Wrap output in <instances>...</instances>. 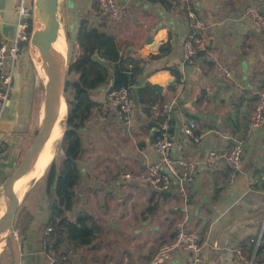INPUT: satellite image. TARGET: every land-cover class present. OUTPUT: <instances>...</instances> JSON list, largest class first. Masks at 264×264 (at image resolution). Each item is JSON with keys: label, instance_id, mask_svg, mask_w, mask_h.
<instances>
[{"label": "crops", "instance_id": "0c3cea01", "mask_svg": "<svg viewBox=\"0 0 264 264\" xmlns=\"http://www.w3.org/2000/svg\"><path fill=\"white\" fill-rule=\"evenodd\" d=\"M73 1L75 15L70 27L78 26L85 15L91 25L113 36L121 66L134 78V108L126 121L106 103L111 80L90 94L96 106L79 130L80 177L67 218L73 222L90 217L94 238L89 246L78 247L61 237L52 251L64 254L65 264H191L189 252L159 254L160 246L174 237L177 223L186 216L201 235L199 264H243L238 249L244 256L255 257L257 264H264V125L253 129L248 122L250 105L264 90V28L243 17L250 6L264 13V1L190 0L191 9L206 25L199 33L201 49L189 61L183 58L186 15L178 9L177 0H119L126 11L119 22L100 15L94 0L89 10L86 0ZM0 4V11L10 14L6 11L11 10L10 2L0 0ZM80 7L83 12L78 11ZM149 36L161 42L159 51L150 50ZM3 41L8 40L0 33ZM75 48L77 57L72 61L80 55L77 45ZM28 51V45L24 46L17 59L6 58L4 65L11 84L9 99L2 109L0 106L2 163L9 158L19 160L42 122L45 100L36 111ZM223 67L230 68L229 78ZM77 77L78 73L72 74ZM155 85L161 87L160 94ZM149 86L158 97L155 104L167 98L175 101L171 123L174 155L196 163L186 200L174 192L157 194L148 185L122 178L126 171L141 169L144 155L151 160L156 157L155 104L148 102L153 98ZM188 122H194L198 142L184 134ZM236 143L242 147L237 169L223 162L212 170L205 168L209 150ZM52 202L53 193L41 210L32 211L23 240L16 233L17 255L8 243L0 253V264H47L43 239L50 227ZM242 217L247 220L219 239L232 220ZM54 238L52 232L51 241Z\"/></svg>", "mask_w": 264, "mask_h": 264}, {"label": "built area", "instance_id": "2783aa9c", "mask_svg": "<svg viewBox=\"0 0 264 264\" xmlns=\"http://www.w3.org/2000/svg\"><path fill=\"white\" fill-rule=\"evenodd\" d=\"M10 2L6 10L11 15V20L16 24L15 39L12 41L0 42V106L1 109L9 99V87L11 74L5 70L4 65L7 58L17 59L24 46L29 45L30 33H28L29 20L33 18L35 0H3ZM30 5L26 6L25 2ZM177 7L184 12L187 21V35L183 44V58L191 60L200 51L199 33L205 28V21L201 19L190 7V0H177ZM264 1V0H260ZM118 0H94L97 4L99 14L115 21H122L126 11L117 5ZM243 17L252 24L264 28V13L260 14L255 7H247ZM225 75L231 76L230 68L223 67ZM106 103L117 109L126 121H129L134 108L133 93L131 86L119 89H110L105 97ZM174 99H161L152 107V114L156 119L154 152L155 160L147 155L143 156V163L140 170L126 171L122 178L132 184H145L157 194L174 192L186 200L187 188L194 180L196 163L186 160L183 157L174 155V139L172 136V112L174 110ZM248 122L251 128L257 129L264 125V90L257 93L250 105ZM194 122H188L183 127L184 134L193 141L198 142L199 138L194 134ZM241 143H236L229 148L220 150H209L204 161L207 170H212L219 162L225 163L231 169H237L241 162ZM52 228L48 227L44 235V247L47 253V264H65L66 256L57 254L51 248ZM202 239L198 229L187 221L184 216L178 223L174 237L164 242L159 248V254L172 251L189 252L195 264L202 261ZM238 257L243 264H257L252 256H244L241 250H236Z\"/></svg>", "mask_w": 264, "mask_h": 264}, {"label": "trees", "instance_id": "16d2710c", "mask_svg": "<svg viewBox=\"0 0 264 264\" xmlns=\"http://www.w3.org/2000/svg\"><path fill=\"white\" fill-rule=\"evenodd\" d=\"M31 29L32 21L29 20L27 32L30 33ZM76 44L82 51V55L72 61L70 66L68 65V74L70 72L72 74L78 73V77L72 78V80L67 79L66 82V89L69 87L72 90V95H67V119L60 149L61 157L58 164L57 160L50 162L46 176L45 190L47 193H53V202L50 207L51 217L48 224L54 229L55 238L51 247L55 251L61 242V237L78 247L89 246L94 238L93 228L88 225L90 217H78L73 222L67 218V213L73 205L71 191H73L80 177L77 166L81 146L79 130L88 119L91 109L96 106V103L91 101L90 94L109 80L112 82L110 89H119L134 83V78L121 66L122 57L113 36L91 25L88 19L81 20L79 24ZM93 54H97L106 60L109 68L107 69L94 61L92 59ZM175 74L178 73L175 72ZM149 89L153 98L149 99L148 102L150 105H154L158 97H156L152 86H149ZM22 207L17 209L16 214ZM18 226L19 220L16 224V232L23 240L28 225L21 229ZM63 233L65 236L62 235ZM263 235L264 230L262 231ZM259 250L260 245L256 250V255Z\"/></svg>", "mask_w": 264, "mask_h": 264}, {"label": "water", "instance_id": "95a60500", "mask_svg": "<svg viewBox=\"0 0 264 264\" xmlns=\"http://www.w3.org/2000/svg\"><path fill=\"white\" fill-rule=\"evenodd\" d=\"M53 0H35L33 8L32 29L30 32L29 44L37 48L41 64L48 77L46 111L38 130L35 132L32 141L23 154L15 170L5 179L0 191V253L8 243L14 247L15 256L17 255L16 234H12L10 227L17 221V206L20 197L28 186L32 184V173L37 162L43 160L54 149L56 139L60 132L62 123L64 130L67 119V99L65 96L66 82L68 77L67 64V43L65 39V62L60 65L51 46L41 37V26L44 21L50 23L52 20ZM1 7V4H0ZM0 11V33L8 41L15 39L16 24L9 22L10 14ZM58 18V16H56ZM61 24V22H58ZM151 51H159L161 42L153 40L151 36L147 38ZM92 59L102 66L109 68L108 62L97 54L92 55ZM157 94H160L161 87L155 85ZM74 194V191H71ZM264 218V214L262 215ZM247 218H237L230 222L227 228L221 232V239L236 224L246 221Z\"/></svg>", "mask_w": 264, "mask_h": 264}, {"label": "rangeland", "instance_id": "374dc122", "mask_svg": "<svg viewBox=\"0 0 264 264\" xmlns=\"http://www.w3.org/2000/svg\"><path fill=\"white\" fill-rule=\"evenodd\" d=\"M92 2H93V0L84 1L85 8H88V10H89L93 5ZM59 4H60L59 5V13H60L59 17L58 18L57 17L52 18V21H53L52 23L58 24V22H61V24H58V25L60 26V28L62 30L63 37L66 39V43L68 45V47H67V49H68V51H67V64L70 66L73 58L77 57L76 55H77L78 50L75 47L77 45L76 44V38H77V33L79 31V24H80L81 20L82 21L86 20V16L83 15V17H81V20H79L78 26L70 27V23L72 22L71 20L74 19V15H75V12L72 11V8L74 9V1L68 0L66 3V6H65V0H60ZM117 5L120 6L119 0L117 2ZM65 7L67 9H65ZM95 8H96L95 11L97 12V7L95 6ZM75 10H76V8H75ZM83 10L84 9L81 7H80V9H78L79 12H83ZM72 14H74V15H72ZM29 45H28V49H29L28 57L30 58L31 65H32V72H31L32 73V81L35 82V88L33 89V96H34V99L36 102V107H37L36 111H37L38 108L41 107L43 101L45 100L48 87H46V85H44V83L42 81V77H41L42 75H40L41 73L38 71L37 66L35 64H33L32 56L34 55V46L33 45L29 46ZM79 51H80L79 54L82 55V51L80 49H79ZM6 55H7V60H8V52L6 53ZM34 66H35V69H34ZM67 78H68V80H72V73L71 72L68 74ZM67 95H72V90L69 87L65 91L66 99H68ZM36 111H35V117H34L35 118L34 119L35 124H36V120H39L38 116H36V113H37ZM43 112H44V110H43ZM43 112H42L41 116L43 115ZM63 126H64V124H63ZM61 145H62V139L59 141L58 145L56 146L54 157L52 158V161L57 160V164H58V161L61 157V153H60ZM23 154L21 155V157L19 158V160L17 162H16V159H12V158H9L4 163L0 162V191H1V185L3 184L5 179L15 170V168L17 167L18 163L20 162ZM48 168H47L46 172L45 171L43 172L44 177H42L43 176L42 175L40 178L34 180L32 182V184L26 188L24 198L22 199L19 206H17L18 207L17 209H19L21 206H23V207L21 208L19 214L17 215V221H16L15 225H12L10 227V231L12 232V234L14 233V235H15L17 233L16 232V224H17L18 220H19V226H18L19 229L23 228V226L29 225L31 217H32L31 216L32 211L36 212L38 209L41 210L42 206L45 205L47 201L51 200L52 193L51 192L47 193L45 190V188H46V176H47ZM52 232H54V229H52ZM52 241H54V240H52ZM172 252H175V251H172ZM183 254H184L183 256L188 255L185 253H183ZM187 257L189 258L191 264H195L192 257H189V256H187Z\"/></svg>", "mask_w": 264, "mask_h": 264}, {"label": "bare ground", "instance_id": "6f19581e", "mask_svg": "<svg viewBox=\"0 0 264 264\" xmlns=\"http://www.w3.org/2000/svg\"><path fill=\"white\" fill-rule=\"evenodd\" d=\"M59 1L60 0H57V1L53 0V2H52V7H53L52 18H55L56 16L59 17V14H60L59 13V5H60ZM52 22L53 21L51 20L50 23L47 24L46 21H44L42 26H41V32L40 33H41V37L53 49L55 55L58 58V62H60L59 64L62 65L65 62V38L63 37L62 30H61L60 26L58 25L59 23L56 24V23H52ZM32 58H33V63L37 66L38 71L41 73L40 75H42L41 77H42V81H43L44 85H46V87H47V82H48L47 73L41 64V60H40L38 50L36 47H34V55L32 56ZM46 105H47V102L45 100L43 107L41 109V114L44 110L43 115H42V119H43L44 113L46 111ZM63 124L64 123H62L60 132H59L58 137L56 139L54 149L51 152V154H48L47 157H45L43 160L36 163L34 170H33V173H32V182L34 180L40 178L43 175V172L46 170V168L48 167V165L52 161V158L54 157V153H55V148L58 145L59 141L62 139V134H63V130H64ZM24 195H25V191L19 199L18 206L21 203L22 199L24 198Z\"/></svg>", "mask_w": 264, "mask_h": 264}]
</instances>
